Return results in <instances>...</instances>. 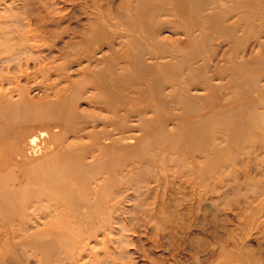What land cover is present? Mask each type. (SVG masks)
Masks as SVG:
<instances>
[{
  "label": "rangeland",
  "instance_id": "374dc122",
  "mask_svg": "<svg viewBox=\"0 0 264 264\" xmlns=\"http://www.w3.org/2000/svg\"><path fill=\"white\" fill-rule=\"evenodd\" d=\"M263 116L264 0H0V264H264Z\"/></svg>",
  "mask_w": 264,
  "mask_h": 264
},
{
  "label": "bare ground",
  "instance_id": "6f19581e",
  "mask_svg": "<svg viewBox=\"0 0 264 264\" xmlns=\"http://www.w3.org/2000/svg\"><path fill=\"white\" fill-rule=\"evenodd\" d=\"M264 117V116H263ZM47 133H40L39 136H35L33 137L30 142L28 143V145L31 146V148H33L35 150V148L39 147V144L37 143V141L39 140V138H45L47 137ZM20 156H22V154H20ZM19 156V157H20ZM49 159V158H48ZM24 164V163H23ZM77 165L76 163L75 164H70V162L67 160V166L66 168L64 169V176L67 177L68 179H66V183L64 184V177L60 174V169L58 168H54L52 170V173H49L50 175H48L47 177H43L44 178V181L46 183H49V185H52V186H55L56 188L57 187H66V185H69L71 187V189L74 187L72 185H74V182L76 181L75 177H74V166ZM43 167V166H42ZM41 167V168H42ZM50 167V166H49ZM50 169V168H49ZM49 169H47V172H49ZM45 172V173H47ZM74 178V180L72 179ZM6 181V177L0 173V191H1V194H4L5 192V187L7 186V184L5 183ZM60 189V188H59ZM8 193V192H7ZM71 193L73 194L72 190H71ZM6 194V193H5ZM6 197V196H5ZM7 198V197H6ZM11 199V198H10ZM9 199V200H10ZM5 200V199H4ZM14 200V199H13ZM11 200L9 201V204L10 206L11 205ZM5 203V202H4ZM9 206V207H10Z\"/></svg>",
  "mask_w": 264,
  "mask_h": 264
}]
</instances>
